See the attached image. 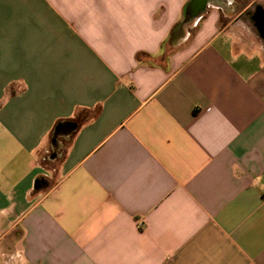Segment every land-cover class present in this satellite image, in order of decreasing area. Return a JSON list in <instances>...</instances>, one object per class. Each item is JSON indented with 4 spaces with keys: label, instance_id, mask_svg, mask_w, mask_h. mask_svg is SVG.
<instances>
[{
    "label": "crops",
    "instance_id": "obj_1",
    "mask_svg": "<svg viewBox=\"0 0 264 264\" xmlns=\"http://www.w3.org/2000/svg\"><path fill=\"white\" fill-rule=\"evenodd\" d=\"M192 2L0 0V264H264V0Z\"/></svg>",
    "mask_w": 264,
    "mask_h": 264
},
{
    "label": "flooded vegetation",
    "instance_id": "obj_2",
    "mask_svg": "<svg viewBox=\"0 0 264 264\" xmlns=\"http://www.w3.org/2000/svg\"><path fill=\"white\" fill-rule=\"evenodd\" d=\"M209 1H212V2H215L217 4H220V7L223 11H227L230 7H235L237 8L238 6L239 7H243V5L245 6L244 8H240V11L239 13L242 14L241 17L249 14L252 12V8L256 9L258 12H259V9L263 8V5L258 2V0H250V3L246 2L245 0H209ZM200 1L198 0H194V5H196V7H198L200 4H199ZM210 3V2H209ZM251 6L248 10L245 11V9L247 7ZM206 10V7L205 9ZM257 15V14H256Z\"/></svg>",
    "mask_w": 264,
    "mask_h": 264
},
{
    "label": "water",
    "instance_id": "obj_3",
    "mask_svg": "<svg viewBox=\"0 0 264 264\" xmlns=\"http://www.w3.org/2000/svg\"><path fill=\"white\" fill-rule=\"evenodd\" d=\"M199 2V6L196 8L195 6V12L190 13L191 16H197L198 14H200L205 7H207V5L209 4V0H198ZM194 0L192 2V6H193ZM65 128L67 129V131L65 132V134H70L73 130H75L77 128V124L75 122H66V123H59L55 129V136L54 139H57V137L61 134L62 130H65Z\"/></svg>",
    "mask_w": 264,
    "mask_h": 264
},
{
    "label": "rangeland",
    "instance_id": "obj_4",
    "mask_svg": "<svg viewBox=\"0 0 264 264\" xmlns=\"http://www.w3.org/2000/svg\"><path fill=\"white\" fill-rule=\"evenodd\" d=\"M219 5L220 4L211 1L210 4L206 7V10H211L212 8L217 7Z\"/></svg>",
    "mask_w": 264,
    "mask_h": 264
}]
</instances>
